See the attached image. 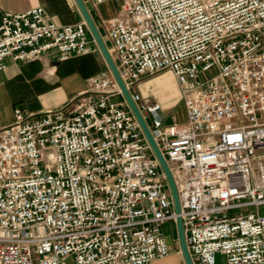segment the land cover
<instances>
[{
  "label": "built area",
  "instance_id": "1",
  "mask_svg": "<svg viewBox=\"0 0 264 264\" xmlns=\"http://www.w3.org/2000/svg\"><path fill=\"white\" fill-rule=\"evenodd\" d=\"M103 4L113 0H91ZM172 174L192 264H264V0H122L105 37ZM86 24L0 10L4 60L90 52ZM171 73L185 113L131 88ZM212 72L211 76L208 73ZM73 108L0 129V264H147L170 254L166 178L109 70Z\"/></svg>",
  "mask_w": 264,
  "mask_h": 264
},
{
  "label": "crops",
  "instance_id": "2",
  "mask_svg": "<svg viewBox=\"0 0 264 264\" xmlns=\"http://www.w3.org/2000/svg\"><path fill=\"white\" fill-rule=\"evenodd\" d=\"M82 1L110 53L104 38L105 26L106 21L119 11L120 0L98 5L93 4L91 0ZM37 6L44 9L50 22L61 27L83 21L73 0H0V10L12 14L24 13ZM107 70L102 54L93 43L90 45V52L69 56L65 60H60V54L55 49H49L38 58L27 62L5 59L4 68L0 71V129L13 121L15 108L21 107L27 113L39 114L66 106L73 108L76 104L84 102L87 96V81ZM172 82L176 89L173 77ZM134 87L140 89V85ZM149 95L156 97L154 102L160 104L161 111L168 110L174 99L167 96L161 86L145 92L143 97L149 98ZM176 236L177 234L173 242H167L171 249L168 256L147 264H184L178 242L174 244ZM60 264L74 263L70 257Z\"/></svg>",
  "mask_w": 264,
  "mask_h": 264
},
{
  "label": "water",
  "instance_id": "3",
  "mask_svg": "<svg viewBox=\"0 0 264 264\" xmlns=\"http://www.w3.org/2000/svg\"><path fill=\"white\" fill-rule=\"evenodd\" d=\"M73 1H74L76 8H78L80 11L83 22L86 24V27L88 29V32H89L91 38H93L94 43L97 45L99 52L102 54V57H103L104 62L106 64V67L108 68V70L112 74L115 82L118 84L121 97L125 100V102L128 105L131 113H133L139 128H141V131H142L147 143H149V145H150V148L152 150L154 157L158 160L160 168L165 175L167 187L169 188L171 200H172V203L174 205V213L176 215V217H175L176 218L175 233L177 234L178 246H179L184 264H192L190 257H189L188 250L186 249V246H185L184 233L182 231V220L179 216L180 204L178 203L177 190L174 186L172 174L169 172L167 164H166L164 158L162 157L160 151L158 150L156 143H154L153 138L150 134V131L146 127L145 122H144L143 118L141 117V114L138 112L132 98H130L127 87L125 86V84L122 82V80L120 78L118 69L116 68V66L114 64L112 56L110 53H108V51L104 45L103 39L100 37L98 30H97V27H96L95 23H93V21L90 17V14H89L87 8L85 7L83 1L82 0H73Z\"/></svg>",
  "mask_w": 264,
  "mask_h": 264
},
{
  "label": "rangeland",
  "instance_id": "4",
  "mask_svg": "<svg viewBox=\"0 0 264 264\" xmlns=\"http://www.w3.org/2000/svg\"><path fill=\"white\" fill-rule=\"evenodd\" d=\"M122 0H120L121 2ZM212 72L208 73V76H211ZM172 76L167 71H159L156 74L148 76L141 80V82L137 85H140V89L136 87H132L131 91L137 92L140 94L141 97L145 95V92H149L154 87L161 86L164 91H166L167 96L174 97L172 103L170 104V108L168 110H163L162 118L164 120V124H168L172 122L173 115L176 116L178 122H184L185 120V113L183 112V106L180 101V94L176 84L175 86L172 85ZM172 85V86H171ZM177 91V92H176ZM151 101H156V97L154 95L148 96ZM175 227L172 223H165L162 227V233L164 234L167 242H173L175 233ZM174 244H177V236ZM215 264H225V256L222 254H216L214 258Z\"/></svg>",
  "mask_w": 264,
  "mask_h": 264
},
{
  "label": "bare ground",
  "instance_id": "5",
  "mask_svg": "<svg viewBox=\"0 0 264 264\" xmlns=\"http://www.w3.org/2000/svg\"><path fill=\"white\" fill-rule=\"evenodd\" d=\"M109 53V52H108ZM168 167V166H167Z\"/></svg>",
  "mask_w": 264,
  "mask_h": 264
}]
</instances>
